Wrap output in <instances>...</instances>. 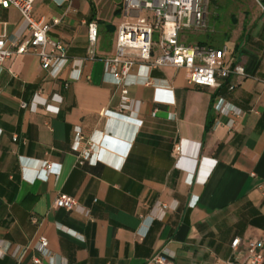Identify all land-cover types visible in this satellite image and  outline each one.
I'll use <instances>...</instances> for the list:
<instances>
[{"label": "crops", "instance_id": "crops-1", "mask_svg": "<svg viewBox=\"0 0 264 264\" xmlns=\"http://www.w3.org/2000/svg\"><path fill=\"white\" fill-rule=\"evenodd\" d=\"M33 13L64 45L67 63L56 76L32 54L0 67V264H148L156 255L169 264H240L245 242L264 243V0H209L200 32L212 48L227 46L224 66H242L244 77L193 87L186 70L163 67L146 87L134 71L136 120L104 117L120 104L103 60L129 21L123 1L37 0ZM2 36L29 37L14 9L0 7ZM154 88L171 91L173 104L155 103ZM219 99L241 114L216 113ZM76 129L81 148L90 141L101 150V163L79 165ZM45 162L54 167L44 181ZM59 196L76 209H54Z\"/></svg>", "mask_w": 264, "mask_h": 264}, {"label": "built area", "instance_id": "built-area-1", "mask_svg": "<svg viewBox=\"0 0 264 264\" xmlns=\"http://www.w3.org/2000/svg\"><path fill=\"white\" fill-rule=\"evenodd\" d=\"M37 0H0L2 9H14L20 17L24 30L29 37L23 41L19 38L12 40L0 37V67L4 61L12 57L25 54L35 55L44 71L51 74L59 73L67 63L65 48L61 42L48 37L51 26L34 17L33 9ZM209 0H123V14L129 20L118 27L115 42V54L112 58L103 60L105 72L108 73L113 84L119 89L120 104L117 113L106 112L104 117H125L136 120L140 103L129 97L130 83L128 79L143 71L142 85L153 87L149 73L154 69L170 67L183 69L189 73L187 84L193 87L215 88L218 81H227L231 76L244 77V68L240 65L225 67L228 57L227 46L219 49L200 45L187 44L181 40L184 33L203 32L208 27L206 18ZM58 20L53 21L57 25ZM157 32L158 40L154 41ZM97 27L89 25L88 41L91 46L96 43ZM55 73V76H56ZM233 86L228 90L232 91ZM157 104L170 105L173 100L169 98L171 91L154 88ZM159 94H165L167 99H160ZM50 110V107L46 108ZM57 110V109H56ZM214 111L219 114L241 113L235 109H228L223 99L214 105ZM129 113V116L124 115ZM141 125V122H140ZM84 141L81 130L76 129L72 143V150L78 153L79 165L88 163L96 165L101 163V150L88 142L86 148H81ZM180 146L174 152L179 155ZM53 165L42 163L38 178L47 179L53 172ZM264 195V188L261 190ZM77 203L67 197L59 196L53 203L54 209H63L71 212L76 209ZM165 208V207H163ZM35 222V220H33ZM241 245L240 239L231 242V250L236 253ZM47 242L41 239L39 247L43 251ZM0 247V256H1ZM46 253V251H45ZM264 261V243L261 240L245 242V251L240 264H262ZM38 264V260H34ZM148 264H169L162 255L154 256Z\"/></svg>", "mask_w": 264, "mask_h": 264}, {"label": "rangeland", "instance_id": "rangeland-1", "mask_svg": "<svg viewBox=\"0 0 264 264\" xmlns=\"http://www.w3.org/2000/svg\"><path fill=\"white\" fill-rule=\"evenodd\" d=\"M117 1H119V0H117ZM118 17L119 18L117 19V23H118V21H121L122 22L124 20L122 13H121V16H118ZM208 21H209V19H208ZM117 23H113L114 24L113 26L116 27V24ZM210 23H211V21H210ZM204 32H202V33H204ZM153 40L154 41H157L158 40V34H157V32L154 33ZM182 40L185 41L186 39L183 38ZM198 42H204V43L206 42V44H208L206 46H208V47L209 46L215 47L214 43L207 42L206 39H205V35L204 34H201L200 32L188 35V39H187V42H186L187 44H195V43H198Z\"/></svg>", "mask_w": 264, "mask_h": 264}, {"label": "water", "instance_id": "water-1", "mask_svg": "<svg viewBox=\"0 0 264 264\" xmlns=\"http://www.w3.org/2000/svg\"><path fill=\"white\" fill-rule=\"evenodd\" d=\"M108 144H109V145H112V144H113V142L109 140V141H108ZM108 144H107V145H108Z\"/></svg>", "mask_w": 264, "mask_h": 264}, {"label": "trees", "instance_id": "trees-1", "mask_svg": "<svg viewBox=\"0 0 264 264\" xmlns=\"http://www.w3.org/2000/svg\"><path fill=\"white\" fill-rule=\"evenodd\" d=\"M200 45H203V44H200Z\"/></svg>", "mask_w": 264, "mask_h": 264}]
</instances>
